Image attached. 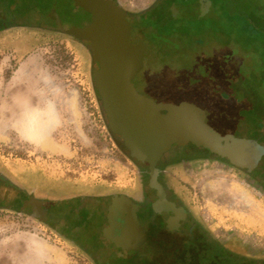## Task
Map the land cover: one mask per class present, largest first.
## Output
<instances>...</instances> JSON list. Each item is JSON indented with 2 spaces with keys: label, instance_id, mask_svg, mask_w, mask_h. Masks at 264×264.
Listing matches in <instances>:
<instances>
[{
  "label": "rangeland",
  "instance_id": "obj_1",
  "mask_svg": "<svg viewBox=\"0 0 264 264\" xmlns=\"http://www.w3.org/2000/svg\"><path fill=\"white\" fill-rule=\"evenodd\" d=\"M117 1L129 10H137L146 6L150 0ZM222 1L208 0L210 8L203 15L205 17L202 16L200 21L194 18L188 24L185 21L182 30L195 28L206 31L211 27L210 19L215 21L217 17H226L228 14L223 9ZM183 4L182 1H175L174 7L179 10V14ZM235 18L229 20L242 28L240 32L235 29L234 33L228 34L230 39L224 44L208 37L205 38V41L208 39L206 43H196L197 40L191 37L187 54L175 56L169 53L164 57L156 53V50L150 51L146 72L151 74L156 94L166 99L144 90L140 84V73L134 79L136 88L156 100L186 98L202 107L206 112V121L220 132L228 129L242 136H253L251 131L245 133L249 129L264 132V121L247 113V103L233 97L214 96L201 76L209 71L212 80H224L226 76L222 72V60L240 64V70L243 71L252 69L253 65H259L264 70V28L255 19ZM26 27L4 35L6 49L0 55L1 175L16 185L24 186L28 191L35 189L40 195L59 199L57 205L60 208L75 204L73 199L67 203L61 201L69 197L82 196L81 203H88L90 197L107 190L106 186L97 184L102 181L113 185L116 190L114 193L124 192L128 196L139 197L141 187L138 170H147L146 165L132 160L107 129L90 76V53L72 35L46 27ZM133 36H130L132 42ZM203 53L211 58H206V55L204 57ZM75 59L82 61L78 65ZM227 64L230 65V62ZM82 75L86 80L82 85H77L76 79ZM247 93L251 104L256 105L258 112L264 116V104L251 89ZM219 105L230 114L232 120L221 122L222 118L216 113ZM23 111H26L23 114L25 117L20 119L22 116L19 115ZM43 111L45 116L40 117ZM16 119H20L18 128L28 134L33 130L37 133L40 130L46 131L38 134L41 136L38 140L29 141L19 132ZM238 125L242 126V130H237ZM204 155L208 158L190 164L179 176L180 181L178 179L176 185L170 182L174 196L189 208L192 221L204 225L232 251L264 257V236H247L245 228H242L260 226L264 230L258 210L240 209V203L233 205L230 201L232 196L229 197L227 192H216L218 187L238 182L258 193L253 184L254 179L259 180L256 178L258 169L253 171L255 176L252 179L244 170L217 156ZM86 176H92L94 179L91 182L96 184L84 185L78 182H85ZM141 178L142 188L146 190V176L142 175ZM13 195L12 190L0 185V198ZM213 202L219 209H209ZM27 205L31 206L28 203L23 208ZM245 213L248 215L243 222ZM65 216L54 213L51 220L42 221L25 212L0 209V264H96L93 255L84 248L89 244L88 239H81L78 227L70 219L72 217H68V213ZM56 220L59 224L54 226L52 222ZM156 233L147 234L145 243L133 255L135 261L155 256L156 249L150 239ZM100 253L97 250L94 257L102 259L104 255ZM116 254L111 255L110 264L114 263Z\"/></svg>",
  "mask_w": 264,
  "mask_h": 264
},
{
  "label": "water",
  "instance_id": "obj_2",
  "mask_svg": "<svg viewBox=\"0 0 264 264\" xmlns=\"http://www.w3.org/2000/svg\"><path fill=\"white\" fill-rule=\"evenodd\" d=\"M175 1L181 0L159 1V11L162 13L169 5L172 16L176 17L180 12L174 7ZM183 3L186 12L183 19L189 20L205 15L209 5L208 0ZM226 7L231 13L264 24V0H227ZM38 9L41 13L35 15L37 20L24 18L22 21L26 19L28 22L24 24L29 26L72 35L86 47L90 53V76L106 127L132 160L146 165L148 185L155 190L150 218L139 219L140 204L122 193L112 194L100 209H96L98 217L93 225L98 231L96 238L99 244L108 248L105 252L100 246L97 248L104 255L101 260L113 247L135 253L145 243L147 231L179 229L186 210L166 199L164 188L157 180V163L163 158L174 159L184 152H202L217 156L247 173L258 169L256 178L264 180V132L251 129L245 132L251 131L253 136L236 135L228 129L220 132L206 121L205 110L186 98L156 100L136 88L134 79L140 73L142 88L160 97L145 67L151 50L164 57L169 53L175 56L188 53L187 47L152 43L158 28L155 22H164L168 12L164 10L163 17H158V10L150 14L151 9L144 10L143 14H131L114 0H55L50 6ZM131 34L134 35L133 42ZM217 109L222 123L225 119L232 120L220 105ZM239 129L242 130V126L238 125ZM0 181L17 187L5 177L0 176ZM28 203L32 206L30 215L45 220L46 209L41 208L42 201L30 197L21 209Z\"/></svg>",
  "mask_w": 264,
  "mask_h": 264
},
{
  "label": "flooded vegetation",
  "instance_id": "obj_3",
  "mask_svg": "<svg viewBox=\"0 0 264 264\" xmlns=\"http://www.w3.org/2000/svg\"><path fill=\"white\" fill-rule=\"evenodd\" d=\"M159 1H163V0H150L144 7H140L137 10L136 9L129 10L123 6L122 2H119L116 0V2H118L124 10L128 12H137V13L141 12V14H143L142 12H144V10H148V9H151L150 14L157 12V10L158 11L161 10L159 9V6H158ZM169 1L171 2L172 0H169ZM181 1L184 2L186 0H181ZM52 2H55V0H0V55L4 53L6 49V40H5L6 37H4V35L7 32H10L14 29L28 28L26 27L27 24H24V23H27L28 21L26 19H25L26 21L25 20L22 21V19L30 18L32 20L34 18L35 20H37L35 15H37V13H41L39 12L38 8L48 7L51 5ZM183 8H182L181 14H178L176 17L172 16L170 9H169V5L166 7V10L164 9L166 12H168V16L166 20L162 23L155 22L158 26V28L156 29V32L153 35L154 38L158 37V40H156L155 43H157L160 40L162 41L168 40V41L175 42V44H182L179 42L183 41V38H182L183 33H189V35H191V33L188 30H182L181 28L183 22L186 21L185 24H188V22L192 21V20H189V18L183 19V17L186 15V12H184ZM209 8L210 6L208 5L206 14L208 13ZM164 10H162V13L161 11L158 12V17L164 16V13H165ZM148 13H146V15ZM146 15L144 14V16ZM45 17L47 18L48 16L45 15ZM235 17L240 18L241 15L232 16L231 19H236ZM200 19L201 17L198 18V21H200ZM232 21L233 20L229 21V23H231ZM214 22H215L214 20L210 19L211 26L213 25ZM233 26L238 28L239 25L234 23ZM29 29H32V28H29ZM45 31L52 32V33L55 32L52 30H45ZM208 32H209V29L205 31V34H207ZM234 41L236 40L234 39ZM203 158H208V157H206L204 153H200V152H194V153L184 152L177 158L161 159L157 163V168L159 169L157 180L164 188L166 199L174 202L176 206H182L186 210L185 219L180 221L179 229L175 231H178V232L180 231L184 233L186 230L191 229L193 227V221L191 220V217L189 216V210H188L189 208H187L185 204L180 202L177 199V197L174 196L175 194L174 190L170 189L172 188L170 187V182L176 185L175 183L179 179V176H182L185 170L189 168L188 166L190 164H194L197 161H201ZM252 173H247V174L251 175L253 177L252 179H254L255 175H253ZM142 175L146 176V181H145L146 190L142 188L143 187L142 186L143 181L141 178ZM0 176L4 177L1 174ZM138 176H139L140 187H141L139 197L136 198L135 196H128L124 192H118V193L125 194L128 197H130L132 201L140 204V208L137 211V217L139 219L144 218V217L150 218L153 215L152 202L156 198L155 190L149 187L148 185L149 176L146 170L144 171L138 170ZM250 181L253 182V180H250ZM253 184L255 185V188L260 193L259 195L264 197V180L254 179ZM0 185L7 187V189L12 190L14 193V195L10 198H5V199L0 198V206H1L0 209L18 210L20 212H25L28 215H30L32 213V206L27 205L23 209H21V207L24 201L28 200L30 197H33L35 199L41 200L42 201L41 208L46 209L45 220H42L37 217H33V218L40 219L42 221H46L48 219L47 221H49L51 220L50 218L53 217L54 213H57L59 216H62V217H66L65 213H68V217H72L70 219L75 224V226L78 227L77 232L80 238L88 239L89 244H87V246H84V248L86 249V251H88L90 254L93 255V258L95 259L96 264H110L111 255H113V253L115 252H117V254L113 258L114 259L113 264H117L119 261L125 259L127 255L128 257H130L131 254L132 255L135 254L134 252H126L119 248L113 247L112 249H110L109 253L107 254V257L104 258L103 260L98 259L97 257L96 258L94 257V254L96 253L97 248L99 246L101 249H103L104 252L105 250L108 249L106 245L99 244V240H97L96 238L98 231H96V229H94L93 227L98 217L96 209H100L101 205L106 202V199L114 193H110L107 195H101V194L94 195L90 197V201L88 203H81L82 200L80 198H82V196L76 197V198L75 197L74 198H70V197L64 198L61 201H64L65 203H67V201L70 202L69 200L73 199V202L75 204L71 206L68 204L66 205L67 208L66 207L60 208L58 207L59 205H57L58 201H60L59 199L52 198L49 195H44V194L40 195V193H38L34 188H33L34 190L28 191L24 186H21L18 184L17 187H13L3 181H0ZM64 209L70 210L71 212H66L67 210H64ZM187 221H189L190 223L186 227ZM57 223H58L57 220L52 222L54 226ZM148 233L149 231H147V234ZM158 233L159 232H157L156 234ZM147 234H146V239H147Z\"/></svg>",
  "mask_w": 264,
  "mask_h": 264
},
{
  "label": "trees",
  "instance_id": "obj_4",
  "mask_svg": "<svg viewBox=\"0 0 264 264\" xmlns=\"http://www.w3.org/2000/svg\"><path fill=\"white\" fill-rule=\"evenodd\" d=\"M226 1L227 0H223L222 2L224 6L223 9L228 14L226 15L227 18H223L222 16L220 18H215V22L209 28V32L207 34H205V31L203 30L188 28L184 30H188L191 35H189V33H183V41L179 42L182 44H175V42L168 40H160L155 43V41L158 40V37L153 38L152 43L154 45L171 43L175 48H186L189 45V38L194 37L197 40L196 43H203V41L206 43L208 39H218L224 44L229 38L228 34L234 33L235 29L240 32L242 28L241 26H238V28L233 26V21L229 23V21H231L229 19H231L232 16L239 14L229 12L226 7ZM241 17L246 20L253 19L245 18L243 16ZM257 22L259 25L261 24L262 28H264V24L262 22L258 20ZM206 37H208V39L205 41ZM231 39L234 40V38ZM84 50L86 52V49ZM176 50L180 51L178 49ZM176 52L173 53L177 54ZM205 55L206 54H204V57ZM206 58L209 59L211 57L206 55ZM79 61H82V59H79L78 62ZM229 62L230 65L227 64ZM227 63L225 60H222V64L224 65L222 72L223 75L226 76L224 80H212L209 71H207V74L201 75L204 78L209 90L214 96L217 95L221 98L233 97L237 101L239 100L244 104L247 103V113L254 116L256 119L264 121V116L258 112L256 105L254 106V104H251L247 96L248 90L251 89L259 98L260 102L264 104V70H261L259 65L258 67L253 65L254 67L252 69L243 71L240 70V64L228 60ZM233 84L236 85L234 86ZM84 178L85 182L81 180L78 182L80 184H96L91 182L94 179L92 176H86ZM8 180L11 181L10 179ZM11 182L14 183L13 181ZM105 183L108 182L102 181L97 184L102 185ZM111 186L114 187L113 185ZM189 223L190 222L187 221L186 227ZM149 232H159L158 234H155L152 239H150L151 244L155 247L154 249H156L155 256L138 262L137 260L135 261L133 255L131 254L130 257H126L117 264H264V257L252 256L247 252L239 253L232 251L225 243L216 239L204 225L196 221H193V227L186 230L184 233L175 230L169 231L163 228L151 230Z\"/></svg>",
  "mask_w": 264,
  "mask_h": 264
},
{
  "label": "crops",
  "instance_id": "obj_5",
  "mask_svg": "<svg viewBox=\"0 0 264 264\" xmlns=\"http://www.w3.org/2000/svg\"><path fill=\"white\" fill-rule=\"evenodd\" d=\"M75 60L77 61V59H75ZM76 63H78V65H79L78 61ZM85 80H86V78L84 77V75H82L78 79H76V83H78L77 85H82L83 82H85ZM76 83H74V84H76ZM25 112L26 111H23V113L21 115H19V117L22 116L20 119H22V118L24 119L25 115H23V114ZM39 114H38V117H39ZM17 115L15 116L16 118H17ZM40 115H41L40 117L45 116L44 111ZM19 120L18 119L15 120L16 124H17V128L20 125ZM18 130L29 141L38 140L39 138H41V136L40 135L38 136V134H40V133L44 134L45 131H46V129L45 130H40V131H38V133H37V131H34L32 133L30 131V133L28 134L24 129L18 128ZM122 177L124 179L126 178L124 176H122ZM261 180H263V179H261ZM234 182H236V181H234ZM117 184H118V182H117ZM84 185H92V184H84ZM102 185H104V186L107 185L106 186L107 190L105 192H103L101 195H107V194L116 192V190L114 191V187H112L110 183H105V184H102ZM118 185L121 186L120 184H118ZM122 187H126V186L122 185ZM216 189H217L216 192H219V193L220 192H222V193L227 192V194H229L228 195L229 197L232 196V198L230 199L231 203L233 205L240 203L239 204V205H241L240 209H257L258 210V214H259L260 224L264 223V210H263L264 209V197L259 195L260 194L259 192L256 193L248 185H245V184L241 185L238 182L230 184V185H227V187L226 186H221V187H218ZM209 209H219V208H217L216 205H215V202H213ZM247 215L248 214L245 213V218L243 219V222L246 221V216ZM215 220H217L216 217H215ZM231 224H234V223H231ZM242 228H245V231H246L245 235H247V236L251 235V234H253V235L255 234L256 236H264V230L260 229V226H258V227L248 226V227H242ZM27 241H28L29 244H31L30 243L31 242L30 239H28Z\"/></svg>",
  "mask_w": 264,
  "mask_h": 264
},
{
  "label": "bare ground",
  "instance_id": "obj_6",
  "mask_svg": "<svg viewBox=\"0 0 264 264\" xmlns=\"http://www.w3.org/2000/svg\"><path fill=\"white\" fill-rule=\"evenodd\" d=\"M28 126H29V125H28ZM28 126H27V127H28ZM33 132H34V130H33Z\"/></svg>",
  "mask_w": 264,
  "mask_h": 264
}]
</instances>
